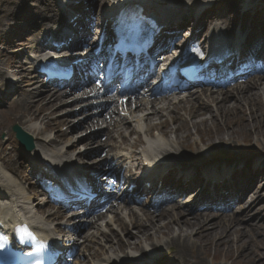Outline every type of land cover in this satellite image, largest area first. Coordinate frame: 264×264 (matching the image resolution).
<instances>
[{"label": "bare ground", "instance_id": "bare-ground-1", "mask_svg": "<svg viewBox=\"0 0 264 264\" xmlns=\"http://www.w3.org/2000/svg\"><path fill=\"white\" fill-rule=\"evenodd\" d=\"M31 1H36L39 5L35 7L37 10L31 7L29 12H38L41 15L33 23H31L32 20L29 15L26 16L27 21L31 23L29 29L38 25L39 22H44L42 20L43 12L56 13L58 5L63 8L66 0H53L54 6L51 0ZM216 1H220V3L216 5ZM227 1L98 0L96 5L91 6L89 11H82L81 13L82 18L85 19L93 10V6L99 9L110 6L112 3V5H115V9H122L131 4L140 3L148 10L149 15L157 17L163 25L176 28L177 25L175 24L177 23L180 24L179 27L187 25L186 20L183 23L181 20L183 21L194 15L193 11L186 15H176L175 12L180 11L178 9L180 5L186 2L187 5L192 3L191 7L196 10L200 4L205 2L208 5L213 3L219 8L228 9L229 14L237 16L240 20H264V16L258 15L254 10L255 6L247 0H229L238 3L237 5ZM65 7H68L67 4H65ZM14 10L12 8L4 11L3 6H0V41L4 39L5 20ZM114 11L113 9L105 12L103 18L107 23L112 24ZM226 19L227 17L217 14L205 17V21L210 25L215 23L214 30L217 29V23ZM48 20L53 21V25H55L57 18L55 16ZM78 24L83 28L84 35L91 36V33L86 31L83 20H80ZM250 24L249 37L254 38V44H259L263 41L261 39L264 37V24L252 21ZM29 34H32V36H27L21 41H19L20 39L17 40L18 42L13 46H11V43H7V45L12 49H39V46L34 47V43L38 45V42H40L37 35ZM202 34H205V31ZM96 37L97 34L92 35L94 41ZM77 41L76 39L74 43ZM24 53H17L12 56L13 61L5 64L10 69L11 76H18L26 69L19 62V56ZM33 61L29 60L28 65L32 67ZM4 78H8V76L3 75L0 70V80L3 81ZM9 81H6V84L10 85L7 89L14 88L16 82ZM37 82L40 81L37 80ZM30 84L33 86L32 91L27 92L26 88ZM36 85V82L23 81L22 92L28 100L16 116L20 126L34 137L36 143L38 141L35 151L31 153L32 156L27 159L20 154V158L25 164L19 160L15 161L13 156L17 152L11 150L6 154L4 144L0 143V219L10 225L16 223L22 217H27L33 221L36 228L45 230L50 236L52 232L49 229L54 226L53 222H55L54 231L65 233L59 220L61 216L57 212L47 213L42 208L38 209V206H43V204L38 202L36 189L26 187L29 180L25 167L26 165L32 167L33 171L36 170L38 173H45L47 170L46 174L49 175L53 172L50 168L56 167L60 162L65 165V168L67 165H71L76 169V161L80 162L83 155L71 157V154L78 153L75 148L83 139L75 142L73 137H76L75 139L83 138V136L95 130V124L90 119L91 114H95V117H101L100 119L104 121L105 129L101 132L108 136L106 142V147L109 149L108 154L117 151L129 153L128 155L114 154L113 162L106 166L109 169L116 170L119 169L120 164L129 162L130 167L127 172L132 184L139 183L141 171L142 174L148 171L157 174L164 167H174L173 164H170V160L175 158L171 159L168 155L178 152L179 156L177 158H179L181 157L179 151L181 149L183 153L196 152L204 151V147H209V145L226 144V141L237 143L238 140H241L250 144L256 141V144H258L259 137L264 139V102L262 101L264 100V77L240 89L235 95L228 94V92L226 94L203 92L200 96L185 95L182 98L177 96L167 101L162 99L163 102L159 106L148 102L146 104L129 102L121 107L112 108L111 112H106L105 116H103V112L96 109L94 112H90V115H86L85 119H81V117L73 118L76 116L74 114L75 110L70 111V114L66 113L61 118L58 117L57 114L61 110L59 108L66 106L68 100L59 96L58 92L44 95L46 91L37 89ZM17 87L21 88L18 85ZM83 96L84 94L78 96L77 99ZM58 106L59 108H57ZM75 108H78V106ZM124 108L128 111L129 117L120 119L118 109L123 111ZM89 110L91 111V109ZM87 111L86 106H84L79 113ZM97 121L98 125L99 120ZM112 126L114 129L110 130ZM65 127L67 130L65 132L61 131ZM2 131L3 126H0V132ZM53 131H56V134L51 137L49 133ZM89 140L87 138L85 144ZM177 162L179 161L177 160ZM102 163L104 161L100 162L99 165ZM178 165L182 166L181 164ZM75 173L67 170L68 176ZM259 173L264 174V166ZM165 179L166 175L161 177V180L164 181ZM199 183L198 180L191 181L188 184L178 183L175 189L177 192L191 191L193 188L198 187L197 184ZM229 193L227 198L232 197L234 205L237 204L240 197L236 199L234 192ZM250 203L246 205L242 215L247 220L245 228H251L253 220H257V226L252 233L254 237L248 238V240L244 236L246 233L250 236L252 230L245 232L236 216L230 218L225 215L217 217L215 213L211 212L187 214L185 211L180 210V207L175 209L172 205L168 211H160L156 215L143 214L140 216L131 210L128 213L127 218L129 220L127 219V221L117 216V220H104V224L96 223V221L91 222L89 226L95 229L94 232L85 236V241L84 238L82 239V243L86 244L88 242L90 248L86 250L85 255L88 252L91 260H87L85 264H139L147 259V264L150 262L165 264L166 261L162 257H140L148 255L147 251L150 247L156 252V246L161 248L166 246L182 264H208L206 259L209 256H212L214 260L220 259L219 256H223L222 259L235 260V263L264 264V220L261 218V214L264 213L262 192H252ZM238 211H241V208H238ZM259 211L260 217L258 218L252 214ZM116 225H118V230L114 229ZM159 241H164L165 244L162 245ZM249 243H253L254 246L251 247L255 248L247 250ZM259 259L261 261H258ZM94 260L101 262L92 263Z\"/></svg>", "mask_w": 264, "mask_h": 264}, {"label": "rangeland", "instance_id": "rangeland-1", "mask_svg": "<svg viewBox=\"0 0 264 264\" xmlns=\"http://www.w3.org/2000/svg\"><path fill=\"white\" fill-rule=\"evenodd\" d=\"M247 2H249L255 6L254 10L256 12H258L259 14L263 13L264 0H247ZM29 3L30 2L27 0H0V6L1 5L3 6L4 11H6L7 9L11 10L12 8H14L15 11L18 12L19 10H24L25 8H27ZM52 4H53V1H52ZM111 5H112V3H111ZM36 10H37V8H36ZM18 13L20 14L21 12H18ZM32 15L35 16L34 14H32ZM9 31H10V34L8 36L10 37V39H8L9 37L5 38V42L0 45V70H1V72L5 73V74L9 73V71L7 69H5L4 65L7 63V61H13L12 56L14 55V51L12 52L10 47L6 46L5 44L11 43V42L17 43L18 42L17 40H19V39H17L16 37H18L19 35L21 36L20 32H18L17 29L15 30V27L9 28ZM20 39H21V37H20ZM8 101H9V97L7 100L4 101V104L2 105V107H0V123L5 127V131L2 134V137H4V139L7 138L6 140L9 139L5 143L8 145V147L6 145L7 149H9V147H11L10 142L12 140H14L13 134L11 133L10 129L13 125L16 124L17 121H16L15 116L17 114H19L21 111V107H19V108H16L15 110H13L12 112H10L9 114H5L4 113L5 111H10L9 110L11 108L10 103L13 104L12 101L10 103ZM73 118H78V117L75 116ZM50 134L54 135V134H56V131H53V133L50 132ZM8 135H9V137H8ZM2 137L0 138V141L4 143L5 141L2 139ZM73 138L75 139L76 137H73ZM75 140H77V139H75ZM85 141H86V138L85 139L83 138V140L75 148V151L80 152L82 150H86V148L84 149ZM257 143L258 144H256V141H253L252 144L244 143L241 140H238L237 143H234L233 141H226V144L220 143V144L209 145V151H215V153L218 151H221L219 153V155L223 159H225V157L230 158L233 155L242 154V153L245 155L248 154L249 156L251 153L254 155H264V139L259 137L257 140ZM94 149L95 148H93L90 151H93ZM206 150H208V149L206 148ZM179 151H180L181 157L177 158L179 156L178 152L170 154V155H168V157L169 158L171 157V159L175 158L178 160H180V158H182V161L180 163L187 161L188 162L187 165H194L197 162H203V163H209L210 162L211 154L208 153V151L207 152H205V150L204 151H196V152L191 151V152H184V153L182 152L183 151L182 149ZM215 153L212 155V158L218 157V155H215ZM204 154H206V155L203 156ZM253 225L257 226V224H255V223H253ZM114 229H117V226H115ZM262 242H263V240H262ZM219 258H223V256H219ZM258 261H261V260L259 259ZM236 264H243V263L237 262Z\"/></svg>", "mask_w": 264, "mask_h": 264}]
</instances>
